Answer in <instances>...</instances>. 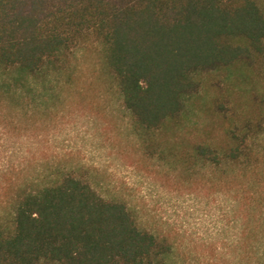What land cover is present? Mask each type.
<instances>
[{
    "label": "trees",
    "instance_id": "1",
    "mask_svg": "<svg viewBox=\"0 0 264 264\" xmlns=\"http://www.w3.org/2000/svg\"><path fill=\"white\" fill-rule=\"evenodd\" d=\"M76 107L227 236L193 256L55 144ZM0 151V264H264V0H0Z\"/></svg>",
    "mask_w": 264,
    "mask_h": 264
},
{
    "label": "rangeland",
    "instance_id": "2",
    "mask_svg": "<svg viewBox=\"0 0 264 264\" xmlns=\"http://www.w3.org/2000/svg\"><path fill=\"white\" fill-rule=\"evenodd\" d=\"M112 123V117H99L76 107L53 128L52 134L56 135L53 142L81 149L88 159L99 163L112 182L122 186L143 207L147 220L172 233L183 247L192 250L193 256L209 250L213 243L227 236L228 230L222 232L223 227H228L221 220L223 211L219 201L213 196L190 192L156 170L132 166L113 148ZM9 156L7 151H0V160Z\"/></svg>",
    "mask_w": 264,
    "mask_h": 264
}]
</instances>
